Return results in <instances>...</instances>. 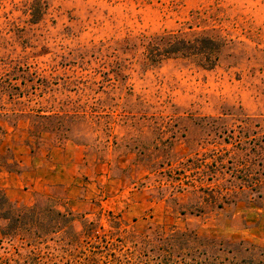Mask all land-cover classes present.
<instances>
[{"label": "rangeland", "instance_id": "rangeland-1", "mask_svg": "<svg viewBox=\"0 0 264 264\" xmlns=\"http://www.w3.org/2000/svg\"><path fill=\"white\" fill-rule=\"evenodd\" d=\"M39 1L33 23L36 0H0V189L74 232L0 234V264L264 251V0ZM168 34L223 42L217 66L150 63L149 37Z\"/></svg>", "mask_w": 264, "mask_h": 264}, {"label": "trees", "instance_id": "trees-1", "mask_svg": "<svg viewBox=\"0 0 264 264\" xmlns=\"http://www.w3.org/2000/svg\"><path fill=\"white\" fill-rule=\"evenodd\" d=\"M43 10L41 1L36 0L31 13L33 23L41 20ZM147 42L146 57L152 64L161 63L172 56H182L193 58L204 69H213L217 66L224 47L223 42L206 35H198L190 39L176 34L158 35L149 37ZM0 221L6 222L4 226H0L2 237L19 236L28 245L45 243L50 235L61 231L74 232L73 219L69 213L61 212L53 206L15 207L1 189ZM74 237L72 245L81 244L82 241L76 233ZM237 254H247V256L245 258L233 256L230 264H264V251L243 247L237 249ZM93 260L96 262V259Z\"/></svg>", "mask_w": 264, "mask_h": 264}]
</instances>
